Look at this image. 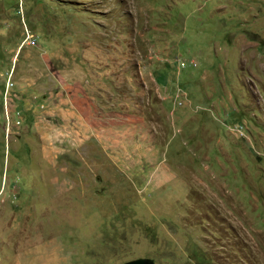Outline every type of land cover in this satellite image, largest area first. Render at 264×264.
<instances>
[{
    "label": "rangeland",
    "instance_id": "1",
    "mask_svg": "<svg viewBox=\"0 0 264 264\" xmlns=\"http://www.w3.org/2000/svg\"><path fill=\"white\" fill-rule=\"evenodd\" d=\"M140 258L264 264V0H0V264Z\"/></svg>",
    "mask_w": 264,
    "mask_h": 264
},
{
    "label": "crops",
    "instance_id": "2",
    "mask_svg": "<svg viewBox=\"0 0 264 264\" xmlns=\"http://www.w3.org/2000/svg\"><path fill=\"white\" fill-rule=\"evenodd\" d=\"M96 35H94V40L91 41V37H89L86 40H83L81 45H80V49H79V53L80 55H82L80 58L83 59L82 61V65H78L75 66L73 68H66L64 70H61L57 75L61 76V74H67V78L69 79V81L67 80H63L62 79V84L69 82V83H73L74 81L72 80V73H78V79H80L82 77V83L84 85L85 88L88 87V95H87V102L85 104H79L77 106V108H73V106H67V108H69L70 112L73 113V122L72 125H67L66 128L64 127V130L66 131L67 129V133L70 134V130L71 131H77L78 129V135L79 136H84L82 135V131L83 129L86 130L87 128V124H89V122L93 121V122H98L99 124H95L94 128H93V135L94 136H98L100 134V128L102 127L101 123H102V110H101V106L103 104H101V98L104 96H107L108 94L111 93H103L97 90L96 85L99 84L98 82V74L104 77H115L114 74L117 73V71H119V66H115L113 64H108V61H110V57H107L108 53H115L114 48H112V46H110V44L107 45V43L111 42V38H106L105 42H103L101 39L99 40H95ZM117 46V44H115ZM89 54H92L89 61ZM100 55H104L105 56V60L103 62H106L105 64H102L103 62L100 60ZM103 59V58H102ZM79 64V63H78ZM108 64V65H107ZM53 66V64L51 62H49V69ZM75 70L79 71V72H75ZM52 72V71H51ZM55 71H53L51 74L54 76L52 78H54V80L52 79H48V81H51L52 84L51 87H55L57 86V76L54 74ZM71 73V74H70ZM108 73V74H106ZM90 79V80H89ZM100 79H102V77H100ZM87 80V81H86ZM94 80V81H91ZM65 81V82H64ZM89 83V85L87 86V83ZM37 83H40L37 81ZM107 83V82H104ZM108 85H113L116 87V85L111 82L107 83ZM100 85V84H99ZM39 86V84H36L35 87H33L36 92H38L37 87ZM97 97V103H92L91 99ZM45 102H47L49 100V98H43ZM98 104V105H97ZM104 104H107L106 102H104ZM105 106V105H104ZM52 112L55 111L54 108L51 109ZM14 111L10 112V114H14ZM66 111L63 110V113H65ZM70 120V118H69ZM97 129V131H96ZM106 135H110V134H104ZM99 137H103V134L100 135ZM98 138V137H97Z\"/></svg>",
    "mask_w": 264,
    "mask_h": 264
},
{
    "label": "water",
    "instance_id": "3",
    "mask_svg": "<svg viewBox=\"0 0 264 264\" xmlns=\"http://www.w3.org/2000/svg\"><path fill=\"white\" fill-rule=\"evenodd\" d=\"M123 264H154V262L150 259H135V260H131V261H128L126 263H123Z\"/></svg>",
    "mask_w": 264,
    "mask_h": 264
},
{
    "label": "built area",
    "instance_id": "4",
    "mask_svg": "<svg viewBox=\"0 0 264 264\" xmlns=\"http://www.w3.org/2000/svg\"><path fill=\"white\" fill-rule=\"evenodd\" d=\"M7 117H8V113H7V115H6Z\"/></svg>",
    "mask_w": 264,
    "mask_h": 264
}]
</instances>
